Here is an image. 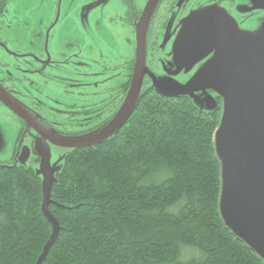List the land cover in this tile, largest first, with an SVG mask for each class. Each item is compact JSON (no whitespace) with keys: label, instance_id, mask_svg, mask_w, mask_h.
<instances>
[{"label":"trees","instance_id":"obj_1","mask_svg":"<svg viewBox=\"0 0 264 264\" xmlns=\"http://www.w3.org/2000/svg\"><path fill=\"white\" fill-rule=\"evenodd\" d=\"M220 113L142 88L122 128L65 154L44 208L35 169L0 162V264H264L219 213Z\"/></svg>","mask_w":264,"mask_h":264},{"label":"rangeland","instance_id":"obj_2","mask_svg":"<svg viewBox=\"0 0 264 264\" xmlns=\"http://www.w3.org/2000/svg\"><path fill=\"white\" fill-rule=\"evenodd\" d=\"M123 1L8 0V12L0 23V39L2 43L5 42L9 50L20 52L29 50L31 48L29 41L35 39L34 36L37 37L38 33L43 35L46 41L44 45L46 49L47 46L50 48L53 59H57L59 51H64L66 57L68 56L73 62L75 55L71 50L75 44H78L76 53L81 57L80 62L84 63V70L87 72L103 70L99 81L107 79L96 88V90L104 91L101 95H87L77 100V95L70 96L64 92L67 82L60 80L67 78V76H62L65 75L63 69L68 67L71 61L60 62L58 69L49 68L50 72L61 76L56 81L47 79L44 73L40 72L36 76L26 71L28 79L38 80L37 88L33 89L32 94L38 100L41 99L40 104L55 103L53 111L62 113L64 107L71 102L70 98L73 99L74 105L78 102L81 106H85L86 103L89 105L105 98L110 91V89L107 90L108 86L118 83L119 78H114V75L121 71L111 70L109 66L121 65L118 68H124L126 61L133 56L136 38L134 31L123 19ZM146 1L137 0L135 3L138 7H143ZM180 3H183L182 0L177 1L174 9L176 17L182 13L179 25H187L186 19L191 18L190 25L199 26V28L178 56L173 54L176 37L172 44L171 41H166V35L173 29L174 22L169 21L162 30L163 35L154 42V56L158 60V68L153 73L163 90L173 91L183 86L218 54L220 41L216 44V40L217 36L223 35L222 22L237 41L253 46L264 56V0H191L192 5L186 3L183 11L179 13L178 4ZM86 6H91V8L86 11ZM213 34L215 35L211 48L208 45ZM2 49L0 47V62L12 66L13 61L7 59L9 56L6 52H2ZM233 50L234 52L239 50L237 44ZM211 53L213 55L208 59L210 61L205 60L203 63L202 61ZM104 68L108 69L104 70ZM252 68L254 71H264V60L259 64L253 63ZM0 71H3L2 67ZM89 78L93 81L96 77L90 76ZM67 80L69 81L70 77ZM41 85L45 88V92L41 90ZM88 91L89 89L86 92ZM90 91H92L91 88ZM54 92L57 94H53ZM188 94L198 108L213 110L220 106L221 114L224 115L227 104L221 102L219 96L222 91L220 89L211 84H200L190 89ZM123 99L106 101V108L98 118L102 120L99 127L102 128L114 120L119 113L116 114ZM41 108V106L36 108L37 114L50 120V117L43 113L52 110L48 106L41 113ZM53 119L59 120L54 116ZM23 128L19 120L0 104V162L30 165L46 182L48 173H54L61 166L64 155L68 151L42 141L40 137L27 133V130L24 132ZM221 140L223 143L231 141L225 135L221 136ZM244 190L245 188L240 187L236 178L224 166H220L218 209L221 218L225 225L264 261V189L253 193L251 188H248L246 195H244Z\"/></svg>","mask_w":264,"mask_h":264},{"label":"water","instance_id":"obj_3","mask_svg":"<svg viewBox=\"0 0 264 264\" xmlns=\"http://www.w3.org/2000/svg\"><path fill=\"white\" fill-rule=\"evenodd\" d=\"M159 0H148L135 26V67L125 100L114 120L103 130L89 138H79L73 141L58 140L51 142L48 137L44 142H51L59 146L74 147L97 143L120 129L131 115L139 95L144 73H149L145 62V35L150 17ZM190 20L182 25L173 45L174 55L178 56L187 41L193 37L198 27H192ZM222 22V21H221ZM213 24V20L211 22ZM223 24V35L217 36L216 44L220 41L217 55L197 71L183 86L173 91L163 90L151 74L155 91L163 96H176L188 93L190 89L200 84H211L222 91L221 97L226 103V111L221 117L220 124L215 131V148L221 166H224L238 181L244 190L248 188L253 193L264 189V71H254L252 64H259L264 56L253 46L237 41ZM214 35L210 39L213 44ZM221 39V40H220ZM239 47L234 52L233 48ZM262 55V56H261ZM150 74V73H149ZM0 102L23 119L25 123L41 132L38 122L31 113L15 99L0 84ZM39 136H42L38 133ZM228 136L231 141L223 143L221 136ZM43 137V136H42ZM57 170V169H56ZM53 180V173L49 172L47 181H43L45 196ZM255 199V197H253ZM256 200V199H255ZM47 215L48 213L45 212ZM54 224L53 239L56 222L49 215ZM49 242V243H50Z\"/></svg>","mask_w":264,"mask_h":264},{"label":"flooded vegetation","instance_id":"obj_4","mask_svg":"<svg viewBox=\"0 0 264 264\" xmlns=\"http://www.w3.org/2000/svg\"><path fill=\"white\" fill-rule=\"evenodd\" d=\"M137 0H124L122 3V10L124 13V20L125 22L130 26V29L134 31L135 34V26L140 18V15L142 13L143 7H138V5L135 3ZM148 1V0H147ZM146 1V2H147ZM178 0H159L154 8V11L150 17L146 35H145V41H146V57H145V67L147 71H150L153 73L158 68V60L154 56V42H156L160 36L163 35V29L167 26L168 22L173 23V26L170 30V32L166 35L168 42L171 41V44L174 41V37H176V33L178 31L179 26L176 25L179 20L182 18V12L185 8V5L191 4V0H182V4H178V12L180 13L177 17L175 15L174 9L176 8ZM90 3V2H89ZM187 3V4H186ZM91 5L93 3H90ZM192 5V4H191ZM91 8V6H86V11H88ZM5 11L0 14V23L1 19H4L5 14L8 12V7L4 9ZM176 17V19L174 18ZM178 20V21H177ZM176 26V27H175ZM35 39H32V41H29L30 49L24 50L23 52L20 51H14L9 50L4 43L1 42L0 39V47L3 48L2 52H6V54L9 56V60L13 61V65L4 64V62H0V67H2L3 71H0V84L8 91L10 92L15 98H17L19 101H21L24 105H26L29 109V112L33 116V118L38 122V125L41 132H37L34 128L29 127L26 123H24L20 117H16L17 120L23 125V131L27 130V133H32L33 135H36L41 138V140L49 138L51 142L57 143L58 140L63 139H72L83 137L86 134H90V132L98 130L100 127V123L102 120H98V118L101 117L102 112L106 108V101L108 99H118L123 98L125 94V90L123 92V95L118 91L119 86L123 84L127 89L130 83V78L132 71H134L135 67V47L136 43L134 45V51L133 56L126 61V64L124 65L123 69H119L121 65H114L109 66L111 70L121 71L114 75V78H119L118 83L116 85H110L108 86L107 90L110 89V91L106 94V97L103 98L101 101L93 102L89 105L81 106L79 102L74 105L73 99H71V102L67 104L64 107V112L62 113H55L53 111L54 105L48 104V102H44V104H40L41 101L35 98L33 96V89L35 90V87L37 88V82L38 80H33L27 78L26 71H29L32 74H35L36 76L38 73H44V77L50 80H57L60 79L61 76L55 75V73L50 72L51 70L49 68L58 69L60 62H68L71 61V59L67 56L66 52L59 51L57 54V59H53V54L50 52V48L47 49L44 45V38L42 34L37 33V37L34 36ZM46 37V36H44ZM36 39H38L36 41ZM49 39V38H48ZM48 43V40H47ZM78 45V44H77ZM76 44L74 45V48L71 50L72 53L75 55V60L73 62L71 61V64L63 69L65 71V75L67 78L70 77V80L68 81L67 78L60 79L63 82H67V87L65 88L64 92L70 94V96L77 95L78 98L82 99L84 96L87 95H101L103 90H99L96 88L98 85L104 83L107 79H104L103 81H99V76L101 74V71H90L87 72V70H84V63L80 62V55L76 53L78 51V46ZM213 55V53L210 54V56L206 59H204L202 62L204 63L209 61L208 59ZM172 56V55H170ZM175 56V55H174ZM71 67V69H69ZM108 68H104L106 70ZM69 73V74H68ZM154 74V73H153ZM90 76L96 77L93 81H90ZM82 78V79H81ZM98 79V80H96ZM85 80V81H84ZM116 82V81H115ZM152 80L150 78V74L145 73L143 77L142 82V88L146 86H151ZM90 86V87H89ZM41 90L45 92V88L41 85ZM38 88V89H40ZM87 88V89H86ZM90 88L92 91H90ZM89 89L88 92H86ZM104 92V91H103ZM57 94V92H54L53 94ZM52 94V95H53ZM111 94L110 96H108ZM118 97H115L117 96ZM47 99L49 98V95L47 94ZM108 96V97H107ZM115 97V98H114ZM1 104V103H0ZM112 104V103H111ZM110 104V105H111ZM41 106V113L44 112L46 107L49 106V109L52 111H46V113H43L50 117V120L47 119L45 116H39L36 112V108ZM52 107V108H50ZM39 109V108H38ZM60 109V108H59ZM83 109V110H82ZM9 110V109H8ZM61 110V109H60ZM10 111V110H9ZM83 111V112H81ZM11 112V111H10ZM54 117L59 118V120L53 119ZM41 134L42 136L38 135ZM92 134V133H91ZM53 146H56L54 144H51ZM58 147V146H56ZM63 150H69V148H62Z\"/></svg>","mask_w":264,"mask_h":264},{"label":"bare ground","instance_id":"obj_5","mask_svg":"<svg viewBox=\"0 0 264 264\" xmlns=\"http://www.w3.org/2000/svg\"><path fill=\"white\" fill-rule=\"evenodd\" d=\"M126 123V122H125ZM125 123L120 127V128H122L124 125H125ZM90 137V135L89 134H86L85 136H83L82 138H89ZM88 145H90V144H88ZM82 146H87V145H82ZM13 166V165H12ZM47 200H49V191H47V196H45V190L43 189V202H42V208H44V203H46L47 202ZM52 222V221H51ZM49 241H50V238L48 239V242H47V244H49Z\"/></svg>","mask_w":264,"mask_h":264}]
</instances>
